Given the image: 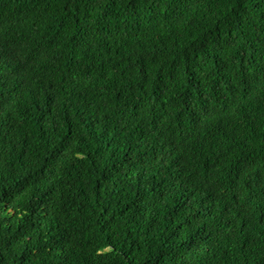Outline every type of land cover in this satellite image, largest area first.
Listing matches in <instances>:
<instances>
[{
    "label": "trees",
    "instance_id": "1",
    "mask_svg": "<svg viewBox=\"0 0 264 264\" xmlns=\"http://www.w3.org/2000/svg\"><path fill=\"white\" fill-rule=\"evenodd\" d=\"M0 264H264V0H0Z\"/></svg>",
    "mask_w": 264,
    "mask_h": 264
}]
</instances>
